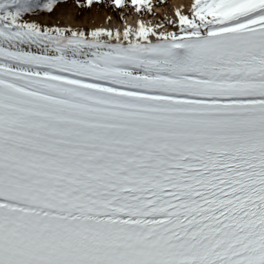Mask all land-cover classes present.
Returning <instances> with one entry per match:
<instances>
[{
  "label": "snow or ice",
  "instance_id": "6c2138e0",
  "mask_svg": "<svg viewBox=\"0 0 264 264\" xmlns=\"http://www.w3.org/2000/svg\"><path fill=\"white\" fill-rule=\"evenodd\" d=\"M85 7L0 0V264H264V0Z\"/></svg>",
  "mask_w": 264,
  "mask_h": 264
},
{
  "label": "bare ground",
  "instance_id": "6f19581e",
  "mask_svg": "<svg viewBox=\"0 0 264 264\" xmlns=\"http://www.w3.org/2000/svg\"><path fill=\"white\" fill-rule=\"evenodd\" d=\"M187 3H189V0H172L170 2V5L174 7L170 8L169 6H167V8L164 11H162V13L163 15H165V17L170 16L173 13L174 8H183ZM77 11L79 12V10ZM137 15L138 14L135 13L134 11L131 15L129 14L127 15L128 18H124L122 20L116 17L113 13L108 12L107 10L98 7V8L88 10L85 14L79 16V19H74L72 13L69 12L67 15L61 14V15H58L57 17H53L50 23L54 24L55 21L58 19L61 20V22L63 23H68L70 19H73L74 22L76 23L87 24V26L90 29L96 26H109V25L113 27L119 26L123 28L126 23L135 24V22L140 19L139 16ZM108 17L112 18L111 21H109ZM42 19H44L46 22H49L47 21V17H43ZM143 20L145 21V19ZM163 21L164 19L162 20V22Z\"/></svg>",
  "mask_w": 264,
  "mask_h": 264
},
{
  "label": "rangeland",
  "instance_id": "374dc122",
  "mask_svg": "<svg viewBox=\"0 0 264 264\" xmlns=\"http://www.w3.org/2000/svg\"><path fill=\"white\" fill-rule=\"evenodd\" d=\"M172 0H155L153 2V5H154V15L153 14H148V13H145L144 14V17L145 18H149L151 19L152 21H157V22H162L160 21V19H164L165 18V15H163L162 11H164L167 6L170 5V2ZM162 4V6H161ZM102 9H105L107 10L108 12H111L113 13L116 17H118L119 19H124V18H128L127 15H131L134 10L131 9L130 7L129 8H125L123 9V11L121 12L120 10H117V9H113V8H110V7H103ZM89 9L87 7H85L84 9L82 10H79V16L85 14Z\"/></svg>",
  "mask_w": 264,
  "mask_h": 264
},
{
  "label": "trees",
  "instance_id": "16d2710c",
  "mask_svg": "<svg viewBox=\"0 0 264 264\" xmlns=\"http://www.w3.org/2000/svg\"><path fill=\"white\" fill-rule=\"evenodd\" d=\"M155 0H152V2H154ZM106 2H107V0H106Z\"/></svg>",
  "mask_w": 264,
  "mask_h": 264
}]
</instances>
